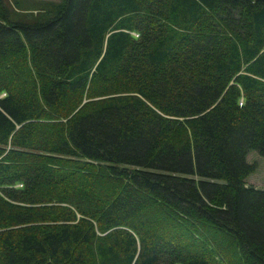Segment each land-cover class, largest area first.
<instances>
[{
  "label": "trees",
  "instance_id": "obj_1",
  "mask_svg": "<svg viewBox=\"0 0 264 264\" xmlns=\"http://www.w3.org/2000/svg\"><path fill=\"white\" fill-rule=\"evenodd\" d=\"M24 2L0 9V264H264V0Z\"/></svg>",
  "mask_w": 264,
  "mask_h": 264
},
{
  "label": "rangeland",
  "instance_id": "obj_2",
  "mask_svg": "<svg viewBox=\"0 0 264 264\" xmlns=\"http://www.w3.org/2000/svg\"><path fill=\"white\" fill-rule=\"evenodd\" d=\"M12 1L13 0H0V9L3 7L7 10L9 15L13 14L14 16H17V15L18 16L19 15L30 16L32 12H34V11L24 12L21 10L16 11L14 9V6H17L18 9H20L21 8L20 5H24L25 2L24 0H21L20 5H19L18 0H14L16 1L17 4L12 5L11 4ZM35 1L54 2V3L59 2V0H35ZM11 9H13L14 11H12ZM245 160L247 164H253L255 166L254 172L248 177H246L245 185L252 186L255 189L264 191V159L259 157L255 152L250 151L246 155Z\"/></svg>",
  "mask_w": 264,
  "mask_h": 264
}]
</instances>
